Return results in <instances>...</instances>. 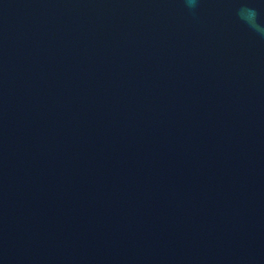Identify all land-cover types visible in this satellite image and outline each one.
Wrapping results in <instances>:
<instances>
[{
  "label": "water",
  "instance_id": "water-1",
  "mask_svg": "<svg viewBox=\"0 0 264 264\" xmlns=\"http://www.w3.org/2000/svg\"><path fill=\"white\" fill-rule=\"evenodd\" d=\"M0 264H264V0H0Z\"/></svg>",
  "mask_w": 264,
  "mask_h": 264
}]
</instances>
